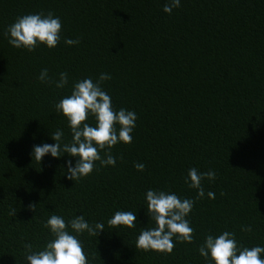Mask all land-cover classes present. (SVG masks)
Here are the masks:
<instances>
[{
  "label": "trees",
  "instance_id": "1",
  "mask_svg": "<svg viewBox=\"0 0 264 264\" xmlns=\"http://www.w3.org/2000/svg\"><path fill=\"white\" fill-rule=\"evenodd\" d=\"M165 3L0 0V264H27L24 244L38 251L53 238L44 227L53 214L104 224L98 237L78 236L88 264H210L198 247L224 231L243 246L264 247V0H180L171 14ZM49 11L62 22L55 48L8 43L4 33L17 17ZM45 68L56 80L67 72L68 84L42 83ZM102 73L111 76L102 87L114 110L137 115L132 142L113 146L115 166L97 161L89 176L68 180L67 162L75 166L77 157L47 154L39 164L33 147L54 144L58 129L71 142L54 105L75 82ZM191 168L216 173L202 181V199L185 183ZM149 189L195 200L187 217L193 243L174 240L170 254L135 247L141 229L155 227ZM116 211L135 213L136 227H109Z\"/></svg>",
  "mask_w": 264,
  "mask_h": 264
},
{
  "label": "clouds",
  "instance_id": "2",
  "mask_svg": "<svg viewBox=\"0 0 264 264\" xmlns=\"http://www.w3.org/2000/svg\"><path fill=\"white\" fill-rule=\"evenodd\" d=\"M178 7L180 0H166L163 11L171 14L173 9ZM61 31L60 18L49 11L46 14L41 12L17 17L4 35L12 47L32 52L40 45L49 49L55 48L61 41ZM64 43L71 46L79 44L80 41L65 39ZM38 79L42 83L54 84L56 88L63 89L68 84V73H59V79L56 80L49 76L48 69L45 68L41 70ZM110 79V74L102 73L95 82L92 78L77 81L72 86L71 94L54 105L56 111L62 113L68 121L72 140L64 142V132L56 130L51 134L54 144L34 145L32 156L36 162L40 164L47 154L57 159L65 153L70 157H77L75 166L71 160L67 162V179L72 181L89 176L97 161L101 167L115 166L117 158L112 155L111 150L119 142H132L131 133L135 128L137 115L134 111L124 108L114 110L110 95L102 87L103 83ZM90 116L94 117L95 126L87 123ZM101 152L104 153L103 156ZM134 167L140 172L145 170L142 163H136ZM215 178L216 173L212 170L201 173L196 168H191L185 183L189 188L197 190L196 199H202L205 196L202 181H214ZM207 196L215 199V194L211 191ZM145 198L147 214L155 227L141 229L136 248L145 252L170 254L175 247L174 240L193 243L194 229L187 217L194 207V199H181L175 193L154 189H149ZM28 207L35 212L36 204H30ZM16 212L13 208L9 215L15 216ZM107 224L111 228L124 226L133 229L137 225V217L131 211H116ZM44 227L50 229L53 238L38 251L33 250L32 244H24L27 264H88L78 236L87 232L89 236L98 237L104 231L103 223L91 225L82 215L66 223L63 217L53 214ZM69 228L72 232H69ZM241 230L251 232L252 228L246 226ZM198 252L210 264H264V258L261 257L264 247L243 246L237 242L235 233L229 231H224L218 236L206 235L198 247Z\"/></svg>",
  "mask_w": 264,
  "mask_h": 264
}]
</instances>
